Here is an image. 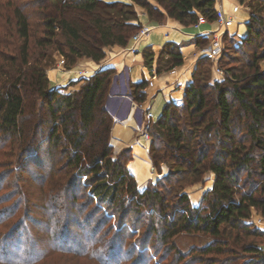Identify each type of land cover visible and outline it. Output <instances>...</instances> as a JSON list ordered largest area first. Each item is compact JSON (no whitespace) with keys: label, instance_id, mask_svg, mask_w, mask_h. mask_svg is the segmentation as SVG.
Segmentation results:
<instances>
[{"label":"trees","instance_id":"obj_1","mask_svg":"<svg viewBox=\"0 0 264 264\" xmlns=\"http://www.w3.org/2000/svg\"><path fill=\"white\" fill-rule=\"evenodd\" d=\"M131 1L33 0L44 10L36 24L26 1L0 0V156L9 155L8 144H18L19 151L15 164L13 153L0 161V193L12 185L0 196V264H43L56 255L152 264L149 246L182 261L185 254L174 240L183 233L211 238L192 251L201 264H264V230L251 222L252 209L264 218V0H237L249 2L251 16L245 37H223L224 79L212 81V61L200 58L183 103L169 102L157 121L143 122L153 167L161 173L165 164L168 173L142 192L128 169L131 148L114 157L113 112L120 108L124 118L129 105L110 95H129L143 104L149 82L122 90L116 71L106 69L85 79L79 90L62 93L50 88L46 73L51 53H59L70 70L81 59L101 62L106 48H126L142 27L134 5L157 23L167 17L184 26L196 25L200 17L216 20L214 0ZM207 43L202 36L191 41L195 52ZM182 48L166 44L157 72L164 61L167 70L181 66L188 58ZM153 58L152 51L144 52L147 68ZM32 162L45 171L21 176ZM207 172L215 175L213 187L194 206L185 187ZM32 182L43 185L37 198L48 215L42 222L47 239L34 230L39 222L24 186ZM53 187L61 191L53 194ZM81 197L87 205L97 203L85 216ZM143 223L149 231L133 241Z\"/></svg>","mask_w":264,"mask_h":264},{"label":"crops","instance_id":"obj_2","mask_svg":"<svg viewBox=\"0 0 264 264\" xmlns=\"http://www.w3.org/2000/svg\"><path fill=\"white\" fill-rule=\"evenodd\" d=\"M238 5L241 8L235 14V25L231 27L229 31L233 30V34L245 37L247 34L246 24L251 14L246 12L237 0H220L215 4V9H224L227 14L231 15L233 7ZM240 13H243L241 18H239ZM139 22L142 25L149 26L151 32L149 35L142 38L136 45L137 52L134 54L129 51L132 44H129L126 48L114 47L117 52L121 51V54L115 55V57L109 60L104 66H96V68L99 69H93L92 75L99 70L112 67L116 69L119 74L124 72V69H127L129 72V81L132 84L141 83L144 80L148 81L149 86L145 91L147 99L142 104V109L149 115V119L146 121L155 122L161 116L167 103L174 102L178 105L183 103L185 91L192 81V75L197 62L203 57L201 51L193 54L194 45L191 44V41L198 36L210 38L212 31L216 30L218 27L215 23L208 22L200 25L199 28L195 26H184L180 22L169 17L162 23H157L155 21H150L143 10L139 13ZM168 43L182 45V51L188 55V58L181 66L174 68L172 71L158 73V58L164 46ZM146 50H150L154 53L152 68H147L145 66L144 52ZM262 66L264 68V63ZM212 73L213 81H222L224 79V76L215 72ZM132 113L126 117L127 119L124 122L115 124L112 131L111 143L116 153H120L125 148L132 149L134 160L128 164V169L135 177L137 185L144 186L149 180L159 176L155 169H153L149 158L151 145L149 135L147 136L146 134V136H142V133L135 132L136 121ZM214 179L215 176H213V184ZM212 187L213 185L206 188L202 197L204 193L211 190ZM201 200L202 198L199 199L198 203L195 202L192 203V205H199ZM263 226L264 225L261 224V227ZM262 230H264V227Z\"/></svg>","mask_w":264,"mask_h":264},{"label":"rangeland","instance_id":"obj_3","mask_svg":"<svg viewBox=\"0 0 264 264\" xmlns=\"http://www.w3.org/2000/svg\"><path fill=\"white\" fill-rule=\"evenodd\" d=\"M24 1H26V4H27L26 5L27 6L26 7V11L28 13L30 12V14H32V22L36 23V24L41 23L43 21V16L42 15H43L44 10L40 9V8H36V6H34V4L32 3L33 0H23V2ZM103 1H105V2H122V3H125V4H134L131 0H103ZM149 1H151L153 4H155L152 0H149ZM248 3L249 2L247 1L245 4H241V6L243 7V9L246 12L250 13V9L248 7ZM134 8H135L136 12L138 13V19H139V13H141L142 10L146 13V11L143 8H141L140 6L134 5ZM0 10H3V8L2 9L0 8ZM242 16H243V13H240L239 18H241ZM144 26H146V25H144ZM232 31L233 30L227 32L229 34V36L237 35V34H233ZM1 32L2 31H0V33ZM130 43H131V40H130L129 44ZM209 43H210V40H208L207 45ZM223 43H224V45L226 44L224 39H223ZM195 50H196V48L194 46L193 54L196 53ZM105 53H106L105 59L102 60L99 63H96V62H94L92 60H89V59H81V60L78 61L76 66L73 67L70 70H67L65 68V66L63 65V57L59 53H56V52L55 53H51L50 54L51 55L50 59L52 60V63L48 64L49 66H48V68L46 70V73H47V76H48V79H49V82H50V88L56 89L54 87H58L59 89L62 90L61 91L62 93H69V92H72V91H75V90H79L82 87V85L84 84V80L90 78L91 76H93L92 75V70L95 69L96 66L101 67L102 65L103 66L106 65V63L109 60H112V58H114L115 55L121 54V51L117 52L114 49V47H112V48H106L105 49ZM165 60H166V58H165ZM164 62L162 64V68H161L162 72L165 73V72L172 71L173 69L172 70H167L168 66L165 65ZM96 69H99V68H96ZM107 69H113V70L116 71V69H114L112 67L111 68H107ZM102 70H106V69H102ZM99 71H101V70H99ZM123 71L124 72H122L120 75H122V74H124V75H123V77H121L122 80L119 83V85L122 86V88H120L122 90H124V87H128V85L130 83L128 70L124 69ZM116 73H117L116 76L119 75V73L117 71H116ZM211 79H213V73H211ZM114 84H116V80L114 81ZM115 93H113V94H115ZM112 96H114V95H112ZM110 99H112V100L116 99V101H121V97H118V99L117 98H110ZM125 101H127V100H125ZM113 111L114 110H112V112ZM117 111H119V113H122V112H120L121 111L120 108ZM143 112H144L143 109H140L139 111H137V112L135 111L134 112L132 110V105L130 107V112L124 118H120L119 113H117V115H116V112H113V114H115V116H114V126L117 123L119 124L121 122H124L127 119L126 117L129 114H131V113L133 114V116L135 118V121H136L135 125L139 121L143 125V122L146 121L144 119ZM146 123H147V121H146ZM114 126H113V129H114ZM136 127L137 126H135V132L142 133L143 134L142 136H146V134L148 135L146 130L142 131V132H139V131L136 130ZM150 142H151V138H150ZM6 147L7 148H6L5 152H9V155L6 157V159H4L5 156L4 157L0 156V161L1 160L2 161L7 160L9 158L10 154L13 153L12 155H14V156L12 158H10V161L13 162V160H14L15 161L14 164H15L16 163V159H14L15 154L16 155L19 154L18 144H16V143L14 145L13 144L12 145L8 144ZM39 151L41 153V161L43 162V164H48V161H47L45 155L43 154V149L40 148ZM118 154L119 153H116L114 157H116ZM149 158H150V155H149ZM133 160L134 159H133V151H132L131 161H133ZM150 161H151V165L153 167V162H152L151 158H150ZM58 162H59V165H57V167L58 168H62L63 167L62 164H64L65 161L61 160V162L60 161H58ZM153 169H154V167H153ZM1 171H4V169L0 168V172ZM44 171H45L44 168H41V167L37 166L36 164H34V162H32V163H30L27 166L25 172H22L21 176L26 177L27 175H30L29 173H32V172H44ZM165 172H166V174L168 173V168L164 164V165H162L161 173L156 171V173H157V175L159 177H155L154 179L149 180L146 184H144V186H138L139 190L142 192L145 189H147V187H149L150 184H154L155 185L156 181L159 180L165 174ZM16 174H17V172H16ZM213 176H215L213 173L207 172L199 182L194 183V184H189V185H187L185 187L184 191L189 194L191 203H195V202L198 203L199 199L202 198V194H203L204 190L206 188L211 187L213 185ZM14 178H15V176L11 175V177L9 179V182H11V181L13 182ZM18 182L20 183V185H22L20 181H18ZM41 183L42 182H40L37 186H34L33 182H32L29 186H27L25 184H24V186L27 189V192H28L27 195L29 196V201H31L30 204H31V206H34L33 216L39 222L37 224V226H35L34 230H35L36 234L39 237L47 239V235L44 233V229H42V227H43L42 222H45V220H47V216L48 215H46V209L43 208L41 203L38 202V198H37L38 195H39V193L37 194V190L39 188H41V186L43 187V185H41ZM11 187H12V185H10L8 187V191H10L12 189ZM46 187H48L47 184H46ZM46 187H45V189H46ZM60 188L61 187H55V188L53 187L52 190H51V193H53V194L59 193V191H61ZM8 191L6 189H4V191H2L0 193V196L5 195L6 193H8ZM49 192H50V190L48 189L47 192H46L47 193V197H48V194H50ZM82 196H83V194H82ZM86 201L87 200H85L84 197H81L79 199L80 203H84V205L87 206L84 209V212L82 213L84 216L87 215L88 213L92 212V210H94V207H96L95 205L97 204V203H95L94 205H92V204L87 205ZM111 219H112V222L116 221L115 217H113ZM127 222H128V224L130 226H132L131 219H127ZM251 222H253L256 225V227H258L261 230L264 227V226L261 227V224L264 225V218L261 216L260 213H258L254 209H252ZM143 224L144 225L139 226L138 229L135 230L136 231V235L134 236L133 241H135L138 238H140L143 235L142 234L143 232H148L149 231V228H147L146 223H143ZM141 229H143V230H141ZM209 242H211V238L210 237H206V236H203V235H200V234L183 233V234L177 236L175 238V240H174V243L176 244L177 248L179 250H181L182 253L185 254V257H184V259L182 261H179L178 258H176L174 255H171L170 257H167L162 252H160L159 254L155 253L152 250L151 246L146 247L145 249L146 250L148 249L149 256L152 258L151 259L152 264H201L199 262V257L196 255V252H192V251L195 250V249H200V248L204 247ZM153 243H155V242H153ZM260 243H261V247H263V249H264V239L262 241H260ZM69 257L71 259L68 258V257H65V256L56 255L53 258L45 261L43 264H99L96 261L88 260L86 258H74V257H71V256H69Z\"/></svg>","mask_w":264,"mask_h":264},{"label":"built area","instance_id":"obj_4","mask_svg":"<svg viewBox=\"0 0 264 264\" xmlns=\"http://www.w3.org/2000/svg\"><path fill=\"white\" fill-rule=\"evenodd\" d=\"M215 4L220 1V0H214ZM241 7L235 6L232 9V14L229 15L227 14L224 9H218L216 10V20H215V24L217 25V29L212 31V35L211 37H207L208 40H210V43L204 47L201 50V54L203 57H207L208 59H210L213 63L212 66V72H215L221 76H225V72L221 69L220 67V59L223 56L224 53V49H225V45L223 43V37L224 35L227 33V31L230 30L231 27H233L235 25V14L239 11ZM207 23V21L200 17L198 20V23L196 25H194L196 28H199L200 25ZM151 32V29L149 26H144L142 25L141 29L132 37L131 39V43L132 46L130 47L129 51L132 53H136L137 49H136V45L139 43V41L146 37L147 35H149V33ZM124 74L122 75H117V78L119 80V82H121L122 78ZM116 84H118V82L116 81ZM124 84V83H123ZM119 85V84H118ZM118 95L112 96L110 95V98H118ZM122 97H126L129 98L131 100V105H132V110L135 112L139 111L140 109H142V104H138L136 103L129 95H125ZM143 116L145 120L149 119V115L148 113H146L145 110H143ZM115 116V114H114ZM142 121V120H141ZM136 130L139 132L143 131L142 128V124L139 122L136 123ZM148 136V135H147Z\"/></svg>","mask_w":264,"mask_h":264},{"label":"water","instance_id":"obj_5","mask_svg":"<svg viewBox=\"0 0 264 264\" xmlns=\"http://www.w3.org/2000/svg\"><path fill=\"white\" fill-rule=\"evenodd\" d=\"M117 78V77H116ZM115 78V79H116ZM111 95H114L113 93H111ZM125 96V95H124ZM121 98H123V99H125V100H127V102H128V105H129V108H128V111H127V114L130 112V107H131V100L129 99V98H126V97H121ZM126 114V115H127Z\"/></svg>","mask_w":264,"mask_h":264}]
</instances>
